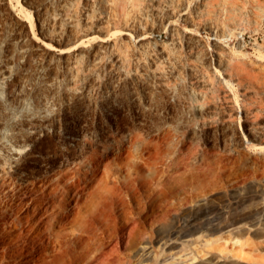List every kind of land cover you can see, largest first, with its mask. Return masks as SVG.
Returning a JSON list of instances; mask_svg holds the SVG:
<instances>
[{
    "label": "rangeland",
    "instance_id": "374dc122",
    "mask_svg": "<svg viewBox=\"0 0 264 264\" xmlns=\"http://www.w3.org/2000/svg\"><path fill=\"white\" fill-rule=\"evenodd\" d=\"M58 1L7 0L0 27L28 6L49 30L73 22L77 41L100 25L109 46L87 61L97 38L84 41L74 76L84 140L100 148L82 168L63 158L33 184L0 185V228L46 263L264 264V0Z\"/></svg>",
    "mask_w": 264,
    "mask_h": 264
},
{
    "label": "bare ground",
    "instance_id": "6f19581e",
    "mask_svg": "<svg viewBox=\"0 0 264 264\" xmlns=\"http://www.w3.org/2000/svg\"><path fill=\"white\" fill-rule=\"evenodd\" d=\"M26 1L23 0L25 4ZM7 3V0H0V9ZM65 5L66 0L58 1L61 12ZM28 8L31 10L25 11V17L8 13V28L0 27V185L8 181L13 187L17 184L23 186L30 179L32 184L35 183L36 177L46 172L48 165L53 166L63 158L76 161V165L82 168L88 158L96 155L100 148L99 140L91 148L84 140L77 118V103L81 97L74 88V76L75 63L80 56L75 49L81 48L84 41L97 38L96 47L84 50L87 61H94L97 50L109 46L105 38L99 35L100 25L77 41L78 31L73 22L70 21L64 30L60 27L55 31L49 30L46 9ZM103 8L106 9L105 4ZM29 12L35 13V20L28 15ZM123 34L126 38L132 36L128 31ZM142 87L149 98L152 85L144 82ZM82 105L85 106V101H82ZM60 129L65 133L64 144L59 142ZM250 134L255 137L257 131L253 130ZM75 174L73 167L57 171L53 175L55 187L65 177ZM56 203L52 206L60 210V205ZM54 211L45 216V228H53L59 219ZM6 227L8 225L5 224L0 228V243H11V246L1 247L3 259H0V264H59L57 260L61 255L58 254H50L52 256L48 263L28 255L25 247L31 245L23 240L28 237L9 231ZM56 241L60 245L55 249L57 253L59 249H62L59 251L62 254L67 247L71 250L75 248V244L63 248L60 239ZM89 241L86 245L88 249L94 243ZM76 244H82L81 239ZM18 255L16 259H7Z\"/></svg>",
    "mask_w": 264,
    "mask_h": 264
}]
</instances>
